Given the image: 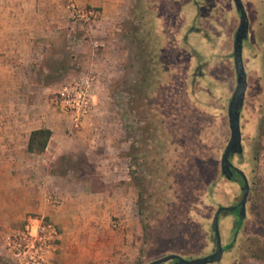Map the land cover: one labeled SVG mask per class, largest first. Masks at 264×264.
<instances>
[{
  "label": "rangeland",
  "instance_id": "rangeland-1",
  "mask_svg": "<svg viewBox=\"0 0 264 264\" xmlns=\"http://www.w3.org/2000/svg\"><path fill=\"white\" fill-rule=\"evenodd\" d=\"M99 1L33 0L41 29L29 39L41 55L31 66L44 75L41 94L49 95L57 128L54 142L34 154L43 200L58 205L65 189L72 198L89 191L111 198L119 211L110 225L122 232L114 264L211 254L215 211L242 196V180L221 168L231 134L239 12L233 0H108L106 12ZM242 2L248 16L242 153L230 161L246 175L249 193L237 232L235 214L219 216L228 247L206 264H264V0ZM81 82L90 105L76 118L61 92L68 86L78 99ZM7 202L0 195V210ZM35 215L43 216L28 211L21 225L0 222V264H15L6 238Z\"/></svg>",
  "mask_w": 264,
  "mask_h": 264
},
{
  "label": "crops",
  "instance_id": "crops-1",
  "mask_svg": "<svg viewBox=\"0 0 264 264\" xmlns=\"http://www.w3.org/2000/svg\"><path fill=\"white\" fill-rule=\"evenodd\" d=\"M99 2L106 12L108 0ZM49 11L53 16V9ZM36 13L33 0H0V195L8 200L1 207L0 222L14 227L22 224L28 211L41 214L59 229L54 262L114 264L121 254L122 232L111 228L110 215H115L119 207L101 193L89 191L72 198L71 189L61 192L60 204H48L43 200L44 183L34 172L35 153L27 149L31 131L51 130L45 149L54 142L57 132L49 95L41 94L44 75L31 66L41 55L38 43L29 39L41 29ZM49 89L45 86L43 92ZM28 167L33 170L27 172Z\"/></svg>",
  "mask_w": 264,
  "mask_h": 264
},
{
  "label": "water",
  "instance_id": "water-1",
  "mask_svg": "<svg viewBox=\"0 0 264 264\" xmlns=\"http://www.w3.org/2000/svg\"><path fill=\"white\" fill-rule=\"evenodd\" d=\"M235 3V7L237 11L240 13V22L234 37V45H233V56H234V65L236 71V86L235 90L232 94L229 106H228V116L230 123V138L229 141L222 153L221 156V168L222 172L226 177H231L230 168H234L236 172L241 177L243 186H242V196L239 202V215H243L245 212V205L249 193V183L244 172L235 167L230 161L231 153H242V145H241V131H240V108L244 101L245 90L247 86L246 81V72L243 65L242 58V43L243 39L248 35V16L246 14L244 4L242 0H233ZM236 206H220L214 213L212 219V231L215 237V251L211 254H208L203 257L187 259L178 254H167L161 258L155 259L153 261L148 262L147 264H160L164 261L175 260L176 264H206L218 261L223 253V246L221 244V236L219 232V213L222 210L232 211Z\"/></svg>",
  "mask_w": 264,
  "mask_h": 264
},
{
  "label": "built area",
  "instance_id": "built-area-1",
  "mask_svg": "<svg viewBox=\"0 0 264 264\" xmlns=\"http://www.w3.org/2000/svg\"><path fill=\"white\" fill-rule=\"evenodd\" d=\"M87 81H85V84ZM77 88L78 99H73L68 86H64L62 99L76 118L83 116L89 110L90 96L87 86ZM49 202L57 203L54 196L49 197ZM59 229L56 224L46 216H29L22 229L13 231L6 238L7 254L15 264H55L53 254L57 250Z\"/></svg>",
  "mask_w": 264,
  "mask_h": 264
},
{
  "label": "trees",
  "instance_id": "trees-1",
  "mask_svg": "<svg viewBox=\"0 0 264 264\" xmlns=\"http://www.w3.org/2000/svg\"><path fill=\"white\" fill-rule=\"evenodd\" d=\"M51 133H52L51 130L48 128H40V129L31 131L29 141H28V146H27L28 151L34 152V153L42 152L45 149L48 143V140L50 139ZM232 173L234 175H237L241 179V177L239 176L237 172H232ZM227 211L229 210H226V212ZM230 212L232 214H236V211H234V209ZM244 220H245L244 214L240 216L235 215V220H234L235 221V229H234L235 232H237V230L241 228L242 224L244 223Z\"/></svg>",
  "mask_w": 264,
  "mask_h": 264
},
{
  "label": "flooded vegetation",
  "instance_id": "flooded-vegetation-1",
  "mask_svg": "<svg viewBox=\"0 0 264 264\" xmlns=\"http://www.w3.org/2000/svg\"><path fill=\"white\" fill-rule=\"evenodd\" d=\"M239 16H240V13H239ZM247 37H245L244 39H246ZM244 39H243V41H244ZM233 154H239V153H231L230 154V157L233 155ZM229 157V158H230ZM230 171H231V178L234 176V174L232 173V172H236V170L234 169V168H230ZM225 175V174H224ZM239 202H240V200L236 203V204H234L233 206H236L235 208H234V211H236V214L235 215H237V216H240L239 215V210H240V207L238 206L239 205ZM218 209V208H217ZM227 212H229V213H227ZM226 212V210H222V211H220V213H219V216H221V215H223V214H232L230 211H227ZM215 238V237H214ZM228 247V245L226 244V245H223V253L225 252V250H226V248ZM215 249H216V247L214 248V251H215ZM213 251V252H214ZM175 260L176 259H173V260H171L172 262H174L175 263Z\"/></svg>",
  "mask_w": 264,
  "mask_h": 264
}]
</instances>
